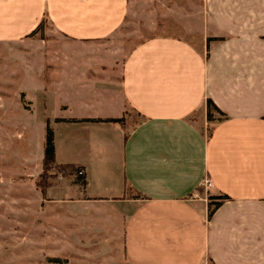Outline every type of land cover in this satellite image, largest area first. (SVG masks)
Segmentation results:
<instances>
[{"label":"crops","instance_id":"1","mask_svg":"<svg viewBox=\"0 0 264 264\" xmlns=\"http://www.w3.org/2000/svg\"><path fill=\"white\" fill-rule=\"evenodd\" d=\"M133 1L0 0V43H29L47 21L78 45L56 48L53 82L40 86L56 123L89 131V154L59 163L87 180L69 176L57 197L68 236L81 253L106 247L105 264H264V0L162 4L153 11L183 22L166 33L199 44L153 36L117 67L109 43ZM106 94L118 113H97ZM80 109L94 113L71 115Z\"/></svg>","mask_w":264,"mask_h":264},{"label":"rangeland","instance_id":"2","mask_svg":"<svg viewBox=\"0 0 264 264\" xmlns=\"http://www.w3.org/2000/svg\"><path fill=\"white\" fill-rule=\"evenodd\" d=\"M162 4L184 6L185 0L133 1L131 14L121 33L110 40L109 45L116 50L112 64L121 67L135 46L157 35H180L199 44L201 36L198 33H166L169 24L178 28L183 22H169L162 13L153 11L160 6L166 8ZM31 36L33 39L29 43H0V264H105L106 247L91 248L94 251L100 249V255L94 251L91 255L81 253L75 250L69 237L67 225L71 223V214H67L65 204L58 202L57 197L63 190L61 187L71 188V178L60 175L46 192L37 186L43 171L49 119L46 115L53 117L55 114L51 108V92L40 91L41 78L44 83L53 82L54 63L58 56H63L56 53V48L72 51L78 45L54 33L47 21ZM42 48L47 51L50 48L51 52ZM70 56L77 57L75 54ZM48 63L53 65L48 66ZM33 96L39 101L35 110ZM105 97L107 94L102 95L97 113H118L116 104ZM90 113L94 111L80 109L71 115ZM133 115L127 108L125 119H131ZM50 122L55 132L56 163L70 162L89 154L84 144L81 146L88 139L86 124H58L54 117ZM53 257H58L61 262L52 261Z\"/></svg>","mask_w":264,"mask_h":264},{"label":"trees","instance_id":"3","mask_svg":"<svg viewBox=\"0 0 264 264\" xmlns=\"http://www.w3.org/2000/svg\"><path fill=\"white\" fill-rule=\"evenodd\" d=\"M42 21L38 28H36L29 36L34 35L39 28L43 25ZM208 106L210 109L217 108L214 103L209 100ZM209 119H212L211 111L209 113ZM75 120V119H73ZM110 121H123V118L116 119H108ZM82 171V167L76 166L73 164H58L56 163V148H55V132L51 125L50 119L47 121V129H46V141H45V149H44V157H43V171L40 175L39 180L37 181V186L41 188L43 192H46L47 188L52 184L54 179H57L60 175L64 176H73L75 177L77 182L82 183L84 186L87 184V180L85 178L84 173L80 174ZM211 198H219L225 199L227 196L220 197H211ZM214 204V203H211ZM221 204V201L215 203V208ZM214 208L210 210V215L213 213ZM52 261L61 262V259L58 257H53Z\"/></svg>","mask_w":264,"mask_h":264},{"label":"built area","instance_id":"4","mask_svg":"<svg viewBox=\"0 0 264 264\" xmlns=\"http://www.w3.org/2000/svg\"><path fill=\"white\" fill-rule=\"evenodd\" d=\"M80 174H83V171H81Z\"/></svg>","mask_w":264,"mask_h":264}]
</instances>
